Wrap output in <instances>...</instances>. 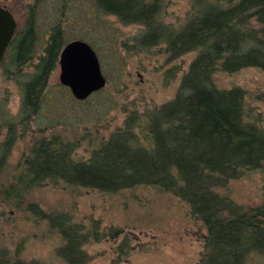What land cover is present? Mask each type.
Wrapping results in <instances>:
<instances>
[{
  "label": "trees",
  "instance_id": "1",
  "mask_svg": "<svg viewBox=\"0 0 264 264\" xmlns=\"http://www.w3.org/2000/svg\"><path fill=\"white\" fill-rule=\"evenodd\" d=\"M36 5L1 66L19 76L38 58L34 70L19 80L18 117L5 121L7 131L0 141V203L9 207L26 203L25 209L45 221L49 231L60 237L56 256L61 263L8 258L0 264H88L85 246L108 235L100 221L86 226L68 213L46 211L32 194L34 189L62 184L111 196L131 194V200L138 202L144 195L135 191L151 189L167 202H177L186 220L204 230L200 264H246L250 253L264 256V204L244 207L228 190L230 181L264 166V130L248 119L246 91L240 86L219 87L214 80L221 70L234 73L256 67L264 71V0H206L194 5L178 29L160 22L164 0H96L98 11L123 24L145 27L131 45L136 51L165 44L170 58L189 52L196 56L174 98L143 115L132 112L91 149L88 158L77 156L78 142L69 136L41 135L9 170L7 161L19 126L32 125L43 134L62 124L51 115L59 113L55 111L58 96L48 87L62 48L74 39L90 43L85 36H68L63 22H56L46 42H40ZM64 91L75 99L68 87ZM45 104L53 110L46 112Z\"/></svg>",
  "mask_w": 264,
  "mask_h": 264
},
{
  "label": "rangeland",
  "instance_id": "2",
  "mask_svg": "<svg viewBox=\"0 0 264 264\" xmlns=\"http://www.w3.org/2000/svg\"><path fill=\"white\" fill-rule=\"evenodd\" d=\"M204 2L206 0H164L160 22L178 29L194 10V5ZM35 3L40 42H46L56 22H63L68 36H85L98 49L108 82L99 93L85 101H76L65 95L58 65L48 87L58 96L55 111L59 113L51 115L55 120H62V124L43 134L32 125L19 126L17 141L7 161L9 170H13L23 153L41 135L69 136L78 142L77 156L88 158L91 149L122 126L132 112L143 115L145 110L174 98L183 74L196 56V52H189L170 58L165 44L136 51L131 45L145 27L123 24L115 16L98 11L96 0H0V5L12 10L21 30L25 29ZM63 4H66L64 11L60 8ZM37 62L38 58H33L19 76L0 68V141L7 131L6 118L18 117L22 95L19 80L30 74ZM172 68L173 75L169 73ZM214 80L219 87H242L249 106L248 119L264 130V71L256 67L234 73L221 70L214 74ZM45 109L46 112L53 110L46 104ZM64 121L69 123L66 125ZM228 190L232 199L244 207L264 204V166L230 181ZM135 192L146 197L138 202L131 200L134 198L131 194L111 196L63 184L59 188L46 185L34 189L32 194L46 211L68 213L73 221L86 226L92 220L100 221L108 235L85 246L90 258L88 264H200L204 251V230L200 225L190 224L184 217L183 207L172 200L167 202L169 200L156 191ZM138 203L146 204L141 207ZM25 204L9 207L0 203V262L20 258L61 263L56 256L61 241L59 235L50 232L46 222L25 209ZM59 217L57 215L56 220ZM115 229L117 233L111 234ZM246 264H264V256L250 253Z\"/></svg>",
  "mask_w": 264,
  "mask_h": 264
},
{
  "label": "water",
  "instance_id": "3",
  "mask_svg": "<svg viewBox=\"0 0 264 264\" xmlns=\"http://www.w3.org/2000/svg\"><path fill=\"white\" fill-rule=\"evenodd\" d=\"M17 30L13 13L0 5V65L7 55ZM60 82L69 88L76 100L83 101L107 85L100 58L86 40L74 39L61 50Z\"/></svg>",
  "mask_w": 264,
  "mask_h": 264
},
{
  "label": "flooded vegetation",
  "instance_id": "4",
  "mask_svg": "<svg viewBox=\"0 0 264 264\" xmlns=\"http://www.w3.org/2000/svg\"><path fill=\"white\" fill-rule=\"evenodd\" d=\"M3 7H5V8H7L6 6H4V5H2ZM9 9V8H8ZM11 12H12V10L11 9H9ZM13 13V12H12ZM13 15H14V13H13ZM14 17H15V15H14ZM16 19V18H15ZM16 22H17V20H16ZM23 30V29H22ZM21 28H19V24H18V22H17V30H16V34H15V36H14V39L11 41V43H10V46H9V48H8V51H7V55H8V52H9V50H10V48H11V45H12V43H13V41L16 39V37H17V35H18V33H20L21 31ZM38 35H39V32L37 33ZM41 35V34H40ZM39 39H40V37H39ZM7 55H6V57H5V59L7 58ZM4 59V60H5ZM4 60L2 61V63H1V65H0V68H1V66H2V64H3V62H4Z\"/></svg>",
  "mask_w": 264,
  "mask_h": 264
}]
</instances>
